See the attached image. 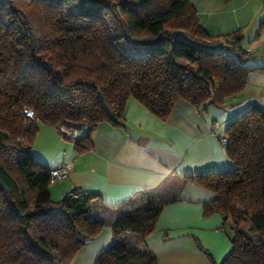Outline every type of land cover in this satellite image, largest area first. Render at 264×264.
<instances>
[{
    "label": "trees",
    "instance_id": "obj_1",
    "mask_svg": "<svg viewBox=\"0 0 264 264\" xmlns=\"http://www.w3.org/2000/svg\"><path fill=\"white\" fill-rule=\"evenodd\" d=\"M241 31L209 34L190 0H0V264H70L104 225L89 220L105 208L98 194L51 198L50 169L31 156L39 124L84 130L73 140L83 152L101 124L123 126L130 98L160 120L179 100L223 107L264 71L248 64ZM224 134L232 170L161 183L216 195L202 215L223 218L230 251L215 263L196 242L210 264H264V111L251 106ZM172 201L151 190L125 206L94 264H158L145 239Z\"/></svg>",
    "mask_w": 264,
    "mask_h": 264
},
{
    "label": "crops",
    "instance_id": "obj_2",
    "mask_svg": "<svg viewBox=\"0 0 264 264\" xmlns=\"http://www.w3.org/2000/svg\"><path fill=\"white\" fill-rule=\"evenodd\" d=\"M190 4L211 35L242 29L240 46L252 55L248 64L264 68V0H190ZM251 106L264 111V71L251 73L243 91L228 98L223 107L206 102L197 109L179 100L165 120L130 98L123 126L101 124L91 135L90 148L83 152H77L75 142L63 139L56 128L39 124L32 158L50 170L63 164L72 166L66 179L50 185L51 198L61 199L80 188L98 194L105 206L89 214V220L102 218L104 225L70 264H94L113 240L114 218L151 190L175 198L163 206L156 230L145 239L157 263L210 264L196 242L220 263L230 251L226 224L220 215H202V205L216 195L192 183L175 191L171 183L161 182L167 175L232 170L220 138L228 122ZM84 134L81 130L80 137Z\"/></svg>",
    "mask_w": 264,
    "mask_h": 264
},
{
    "label": "built area",
    "instance_id": "obj_3",
    "mask_svg": "<svg viewBox=\"0 0 264 264\" xmlns=\"http://www.w3.org/2000/svg\"><path fill=\"white\" fill-rule=\"evenodd\" d=\"M23 113L25 117L32 119L33 118V111L29 108H24ZM58 134L67 140H76L80 137V131L76 128L68 127L65 125H59L56 128ZM228 141V136L223 134L220 138V143L222 146L225 147ZM72 170V166L70 164H63L62 166L53 168L50 170V185H54L60 180L66 179L69 173Z\"/></svg>",
    "mask_w": 264,
    "mask_h": 264
},
{
    "label": "rangeland",
    "instance_id": "obj_4",
    "mask_svg": "<svg viewBox=\"0 0 264 264\" xmlns=\"http://www.w3.org/2000/svg\"><path fill=\"white\" fill-rule=\"evenodd\" d=\"M43 126H46V125H43ZM35 139H36V138H35ZM35 145H36V142H35V140H34L32 147H34ZM51 186H53V185H51Z\"/></svg>",
    "mask_w": 264,
    "mask_h": 264
}]
</instances>
